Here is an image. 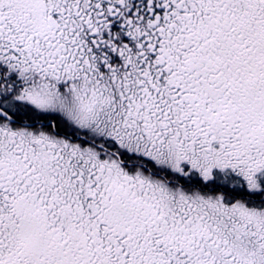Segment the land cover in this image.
<instances>
[{
    "label": "snow or ice",
    "instance_id": "1",
    "mask_svg": "<svg viewBox=\"0 0 264 264\" xmlns=\"http://www.w3.org/2000/svg\"><path fill=\"white\" fill-rule=\"evenodd\" d=\"M0 264H264V0H0Z\"/></svg>",
    "mask_w": 264,
    "mask_h": 264
}]
</instances>
